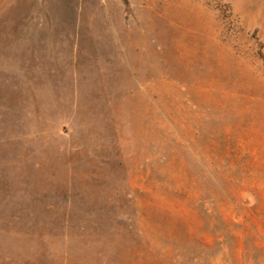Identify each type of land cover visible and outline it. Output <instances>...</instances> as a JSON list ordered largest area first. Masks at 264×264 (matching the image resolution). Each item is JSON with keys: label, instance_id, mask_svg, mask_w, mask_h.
<instances>
[{"label": "rangeland", "instance_id": "1", "mask_svg": "<svg viewBox=\"0 0 264 264\" xmlns=\"http://www.w3.org/2000/svg\"><path fill=\"white\" fill-rule=\"evenodd\" d=\"M0 264H264V0H0Z\"/></svg>", "mask_w": 264, "mask_h": 264}]
</instances>
